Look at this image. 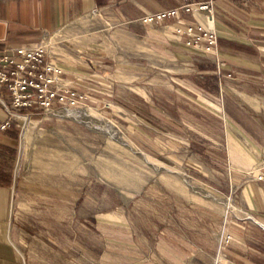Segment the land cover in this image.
Here are the masks:
<instances>
[{
	"label": "rangeland",
	"instance_id": "374dc122",
	"mask_svg": "<svg viewBox=\"0 0 264 264\" xmlns=\"http://www.w3.org/2000/svg\"><path fill=\"white\" fill-rule=\"evenodd\" d=\"M217 1L212 12L182 13L158 24L145 19L179 0H99L91 11L20 44L44 41L48 60L63 70L62 83L84 95L71 113L20 111L28 122L22 116L11 124L21 130L11 226L24 264H135L127 151L143 135L151 180L175 174L189 193L222 205L213 264L226 262L237 232L262 224L242 190L247 182H264L256 177L264 171V150L253 151L250 136L225 113L211 53L220 37L263 45L251 33L260 18L255 11L245 24ZM227 1L249 12L262 0ZM190 15L195 24L198 18L207 23L208 44L206 29L186 39L183 20ZM219 22L235 32H216ZM202 128L207 145L227 144V158L209 154L208 171L184 160L173 165V153L184 147L182 133L198 135ZM224 128L228 136L220 140Z\"/></svg>",
	"mask_w": 264,
	"mask_h": 264
},
{
	"label": "crops",
	"instance_id": "0c3cea01",
	"mask_svg": "<svg viewBox=\"0 0 264 264\" xmlns=\"http://www.w3.org/2000/svg\"><path fill=\"white\" fill-rule=\"evenodd\" d=\"M98 2L0 0V51L36 40L44 30H56L91 11ZM257 5L258 8L252 6L246 12L227 0L216 3L218 8L231 15L239 13L245 24L258 11L259 24L251 23V33L256 37L252 39L263 45L242 46L220 37L211 52L215 62L212 72L217 75L224 95L223 109L240 132L250 136L253 151L264 150V0ZM198 20L199 24L192 22L191 15L183 20L185 37L191 41L190 33L202 35L206 29L208 33L203 43L208 44L209 27L206 22ZM215 30L232 31L221 22L217 23ZM9 119V113L0 101V127ZM15 126L0 129V264H24L13 241L11 226V194L18 151ZM204 131L203 128L196 130L200 135L182 133L184 147L182 150L178 147L173 153V165L184 160L208 171V164L213 160L209 154L216 155L214 158L221 162L227 158V144L215 140L216 145H207L203 140L207 138ZM222 136L217 135L220 140L227 138V129L224 128ZM147 138L143 135L139 140L135 139L138 142L135 150L127 151L135 264H213L218 249L216 236L222 221V205L189 193L175 174L159 175L151 180L144 150L147 149L144 145ZM241 164L240 160L235 162L234 168L239 170ZM242 198L262 224L250 223L246 230L237 232L236 242L230 246L226 262L222 264H264V182H247Z\"/></svg>",
	"mask_w": 264,
	"mask_h": 264
},
{
	"label": "built area",
	"instance_id": "2783aa9c",
	"mask_svg": "<svg viewBox=\"0 0 264 264\" xmlns=\"http://www.w3.org/2000/svg\"><path fill=\"white\" fill-rule=\"evenodd\" d=\"M216 1L179 0L180 3L174 8L150 13L145 22L160 24L178 18L182 13L212 12ZM210 36V42L216 43L217 36L214 33ZM48 58L49 49L44 41L0 51V101L10 116L0 129L10 127L17 117H22L20 111L45 113L65 108L71 113V109L81 103L84 95L62 83L63 70ZM256 177L264 181V171L257 173Z\"/></svg>",
	"mask_w": 264,
	"mask_h": 264
},
{
	"label": "trees",
	"instance_id": "16d2710c",
	"mask_svg": "<svg viewBox=\"0 0 264 264\" xmlns=\"http://www.w3.org/2000/svg\"><path fill=\"white\" fill-rule=\"evenodd\" d=\"M15 125H16V124H15ZM15 127H17V125H16ZM16 130H17V132H16V134H15L14 136L18 139L21 130H20L18 127L16 128Z\"/></svg>",
	"mask_w": 264,
	"mask_h": 264
},
{
	"label": "bare ground",
	"instance_id": "6f19581e",
	"mask_svg": "<svg viewBox=\"0 0 264 264\" xmlns=\"http://www.w3.org/2000/svg\"><path fill=\"white\" fill-rule=\"evenodd\" d=\"M24 116V118H25V121H27L28 122V120H29V117L27 116V115H23Z\"/></svg>",
	"mask_w": 264,
	"mask_h": 264
}]
</instances>
